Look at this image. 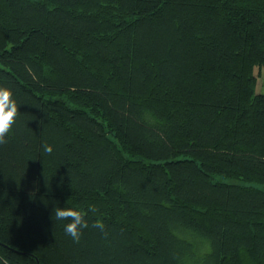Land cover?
I'll return each instance as SVG.
<instances>
[{
  "label": "trees",
  "instance_id": "obj_1",
  "mask_svg": "<svg viewBox=\"0 0 264 264\" xmlns=\"http://www.w3.org/2000/svg\"><path fill=\"white\" fill-rule=\"evenodd\" d=\"M254 66L264 0H0V264H264Z\"/></svg>",
  "mask_w": 264,
  "mask_h": 264
},
{
  "label": "clouds",
  "instance_id": "obj_2",
  "mask_svg": "<svg viewBox=\"0 0 264 264\" xmlns=\"http://www.w3.org/2000/svg\"><path fill=\"white\" fill-rule=\"evenodd\" d=\"M19 110L16 100L13 98V92L11 89L4 86H0V145L7 143L6 137L12 130L13 125L16 122ZM43 150L47 154H51L53 149L50 145H44ZM89 211L95 212L94 207ZM57 221H69L64 225L65 234L70 236L71 239L78 243L82 236V230L89 227L84 215L77 210L70 207H58L53 209V215ZM93 228L104 231V224L100 221H96L92 224Z\"/></svg>",
  "mask_w": 264,
  "mask_h": 264
},
{
  "label": "rangeland",
  "instance_id": "obj_3",
  "mask_svg": "<svg viewBox=\"0 0 264 264\" xmlns=\"http://www.w3.org/2000/svg\"><path fill=\"white\" fill-rule=\"evenodd\" d=\"M253 73L256 77V91L264 92V68L254 66Z\"/></svg>",
  "mask_w": 264,
  "mask_h": 264
}]
</instances>
